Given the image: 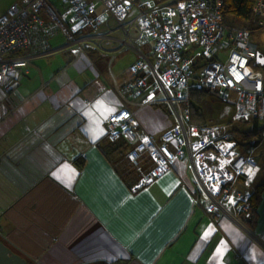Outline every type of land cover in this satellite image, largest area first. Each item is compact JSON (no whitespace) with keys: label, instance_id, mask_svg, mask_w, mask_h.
Instances as JSON below:
<instances>
[{"label":"crops","instance_id":"obj_1","mask_svg":"<svg viewBox=\"0 0 264 264\" xmlns=\"http://www.w3.org/2000/svg\"><path fill=\"white\" fill-rule=\"evenodd\" d=\"M54 31L31 30L26 67L11 90L0 85V237L33 264H264V160L255 158L262 188L251 227L233 208L206 212L185 156L132 190L152 162L132 161L133 144H108L106 118L128 108L136 131L159 144L174 117L126 102L138 100L124 86L133 62L112 72L118 55L77 51Z\"/></svg>","mask_w":264,"mask_h":264},{"label":"built area","instance_id":"obj_2","mask_svg":"<svg viewBox=\"0 0 264 264\" xmlns=\"http://www.w3.org/2000/svg\"><path fill=\"white\" fill-rule=\"evenodd\" d=\"M221 4V0H18L0 15V85L11 90L19 69L26 67L30 56L9 54L29 45L33 29L55 30L64 36L66 46L97 50L110 59L125 49L134 52L137 58L127 69L124 86L138 100L126 102L137 108L166 106L175 123L155 144L136 131L128 108L106 118L108 143L133 144L127 155L132 161L146 154L152 162L132 190L148 185L185 156L208 200L206 212L225 214L233 208L242 222L249 217L248 198L258 172L252 148L240 146L225 125L193 123L190 112L192 91L198 90L233 107V118L242 122L255 118L264 124V74L255 63L256 45L250 31L224 27ZM252 19L255 30H264V0L255 1ZM238 177L242 190L232 185Z\"/></svg>","mask_w":264,"mask_h":264},{"label":"trees","instance_id":"obj_3","mask_svg":"<svg viewBox=\"0 0 264 264\" xmlns=\"http://www.w3.org/2000/svg\"><path fill=\"white\" fill-rule=\"evenodd\" d=\"M158 2L166 1V0H154ZM256 0H221V23L224 25L225 28L227 29H245L250 31V33H255V27L254 24L251 22L252 18V8L255 4ZM88 50L89 52L91 49L89 48H84V50ZM23 56L22 53L19 52H12L9 54V56ZM264 68V67H262ZM261 68V71L263 70ZM205 96V92L203 91H198V90H193L192 91V98H191V103H190V112H191V120L195 124H203L206 123V119L202 113V108H201V102ZM234 120V119H233ZM238 120V119H237ZM241 121V120H239ZM242 122V121H241ZM251 123V128L248 131H239L235 130L238 132L240 137H242L243 140L248 139L249 137L253 135H258V137L262 138L263 136L261 135V130L264 128V124L256 120L255 118L250 121ZM231 131V130H230ZM234 133V131H231ZM234 137V136H233ZM237 143L240 146H253L254 144L250 143H245V142H240V139H236ZM108 143V142H107ZM111 144V143H108ZM79 161V160H78ZM78 164H80L78 162ZM262 186L259 184V186L255 185L253 192L248 198L249 201V207H248V218H245L244 222L249 225L250 227L253 226V224L256 221V207L259 203V194Z\"/></svg>","mask_w":264,"mask_h":264},{"label":"rangeland","instance_id":"obj_4","mask_svg":"<svg viewBox=\"0 0 264 264\" xmlns=\"http://www.w3.org/2000/svg\"><path fill=\"white\" fill-rule=\"evenodd\" d=\"M17 1L18 0H0V14L4 12L11 3L14 4ZM251 40L256 45L257 49L264 53V30L253 33L251 36ZM119 54H117L118 56L115 59V61L112 63L110 68L108 69L107 67L108 70L112 72L118 70L117 73H119V71H121L123 68L124 69L127 68L129 64L131 62H134L137 58L134 52L127 50V49L123 50ZM224 58H225V55H223L220 60H223ZM262 69L264 72V68ZM201 108H202V113L207 121H211L219 125H225L229 127L231 131H235V130H239L241 132L248 131L250 130L252 126L250 122H241L237 119L233 120V117H234L233 107L227 106L226 103H224L221 99H219L216 95L212 93L205 94L201 102ZM172 121H173V118H172ZM234 138L240 139V142H245L247 140V142L245 143H250V144L255 141L257 142L259 139L258 135H253L249 137L248 139L243 140L242 137H240V135L236 131L234 132ZM263 140H264V137H262L260 142H262ZM251 148H252V154L254 155L255 158L264 160V143L261 148H258L256 150L254 149V147H251ZM244 220L245 219H243L241 223H245Z\"/></svg>","mask_w":264,"mask_h":264},{"label":"flooded vegetation","instance_id":"obj_5","mask_svg":"<svg viewBox=\"0 0 264 264\" xmlns=\"http://www.w3.org/2000/svg\"><path fill=\"white\" fill-rule=\"evenodd\" d=\"M0 264H33L0 237Z\"/></svg>","mask_w":264,"mask_h":264},{"label":"water","instance_id":"obj_6","mask_svg":"<svg viewBox=\"0 0 264 264\" xmlns=\"http://www.w3.org/2000/svg\"><path fill=\"white\" fill-rule=\"evenodd\" d=\"M255 63L261 68L264 67V55L259 50L256 52Z\"/></svg>","mask_w":264,"mask_h":264},{"label":"bare ground","instance_id":"obj_7","mask_svg":"<svg viewBox=\"0 0 264 264\" xmlns=\"http://www.w3.org/2000/svg\"><path fill=\"white\" fill-rule=\"evenodd\" d=\"M251 22L254 24V26L256 27V28H258V26L256 25V23H255V21L251 18ZM258 31H261V30H256L255 32H258ZM253 33H254V31H253ZM252 34V33H251ZM126 50V49H125ZM128 50V49H127ZM235 184H236V182L235 183H233L232 185H234L235 186ZM255 184H256V182H255ZM255 184H253V186L251 187V192H253V189H254V185Z\"/></svg>","mask_w":264,"mask_h":264}]
</instances>
